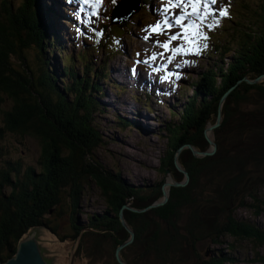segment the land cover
<instances>
[{"label":"trees","instance_id":"obj_1","mask_svg":"<svg viewBox=\"0 0 264 264\" xmlns=\"http://www.w3.org/2000/svg\"><path fill=\"white\" fill-rule=\"evenodd\" d=\"M120 2L113 4L109 0L108 12L95 26L80 23L78 31L89 29L92 37L77 52L66 51L58 33V15L63 23H75L84 19L85 13L80 17L71 7L60 2L53 7L46 0H20L15 7L7 0L0 3V91L13 101L9 109L2 111V122L8 131L35 135L41 146L39 168L17 158L5 159L0 166V260L13 255L19 241L36 228L59 234L58 225L48 218L54 215L67 218L68 236L75 240L76 250L84 248L92 264H120L115 249L129 238L119 218L120 210L135 233L133 241L120 251L126 264H140L138 258L152 264H190L184 263L187 260L183 256L191 259L192 255V264H224L230 256L216 251L208 260L198 254L197 244L204 239L220 242L225 236L232 238L230 247L247 241L257 253L264 244V228L233 213L244 208L257 215L264 207V76L252 83L245 80L264 74V0H218V7H227L229 15L226 22L224 17L208 31L207 49L200 55L177 56L169 66L173 70L181 60L193 62L185 65L187 72H181L185 66L174 69L180 74L174 80L175 87H183L185 98L179 111L175 103L168 105L170 118L177 115L178 119L164 120L165 135L161 136H166L167 141L158 169L177 182L183 181L184 170L189 180L183 186L170 187L166 204L138 212L123 206L142 209L158 201L164 177L142 186L121 179L120 170L114 167L115 147L108 146L112 142L107 143V139L116 141L115 132L102 122L111 106L99 96L96 98V94L105 96L103 83L116 94L125 89L126 80L108 81L110 57L131 50L136 62L147 59L154 50L163 51L154 46L140 49L132 38L140 28L161 19L163 5L162 0H137L136 10L119 19L113 16V10ZM93 28L103 30V36L98 37ZM154 39L155 34L149 41ZM159 39L166 37L161 35ZM26 48L33 51L29 62L23 52ZM98 48L104 50L99 61L93 53ZM53 52L57 53L55 62L61 61L60 72L50 62ZM136 52L143 54L137 56ZM76 62L81 64V73ZM138 68L137 75H130L135 83L129 86L130 97L136 103L141 94L134 92L140 90L135 84L139 79L146 80L141 70L160 77L165 74L153 73L150 66L142 63ZM150 80L161 86L162 95L167 93L162 84L172 82ZM181 80L189 81L188 86H182ZM150 87L147 84L141 88L145 96L141 107L149 113L153 110L149 101L154 100L150 97L155 93ZM191 87L188 94L185 90ZM219 108L220 122L211 129L215 151L194 154L192 148L199 152L209 149L205 128L216 122ZM131 110L135 116L130 119L121 110L111 114L117 131L128 125L137 129L134 122L140 110ZM96 112L101 115L97 121ZM2 132L0 126V136ZM104 145L112 163L94 155ZM90 182L104 196L107 208L89 213L87 221L81 222L77 219V203L84 185ZM209 182L213 196L206 199L195 193ZM63 188H67L66 193ZM146 189L149 192L143 195ZM64 197L70 199L66 208L62 206ZM174 206L177 207L171 209ZM190 207L196 210V225L188 233L181 228L179 215L184 210L188 213ZM60 236V240L67 238ZM256 259L264 262L262 257Z\"/></svg>","mask_w":264,"mask_h":264},{"label":"rangeland","instance_id":"obj_2","mask_svg":"<svg viewBox=\"0 0 264 264\" xmlns=\"http://www.w3.org/2000/svg\"><path fill=\"white\" fill-rule=\"evenodd\" d=\"M4 0H0V3ZM6 1V0H5ZM10 2L14 7L18 4L20 0H7ZM48 4H50L51 0H46ZM108 1L109 0H102V5L99 8V18L93 17V20L95 23L91 24L92 26H95L96 23L99 22L100 18L104 16L108 12ZM136 4H137V0ZM60 3L67 5L74 9L77 6V4L84 7L89 12L91 11V7L89 5H83L82 0H59ZM75 2V3H74ZM135 5V4H134ZM133 5V6H134ZM126 10V8H124ZM131 13H123L120 15L119 11L117 12L115 18L119 19H125L129 14ZM61 15H58V20L61 24H58V33L63 38V45L66 48V51H74L77 52L78 49L86 43H89L90 38L92 37L89 29H85L83 32H78V27L80 26L79 23L76 21V24L71 21V23H63L60 18ZM228 17V16H227ZM227 17L225 22L227 21ZM144 29L139 30V32H134L132 37L137 41L139 44V48H148L153 47L154 44L152 42L145 41L143 37L145 36ZM217 34V32L214 34V36ZM83 35L88 37V40L84 39ZM112 35H114L112 33ZM128 39L123 38L124 42H127ZM91 43V42H90ZM97 43V41H96ZM99 46V45H98ZM90 47V46H89ZM27 61L29 62L31 57L33 56V51L31 48H26L23 50ZM95 53L96 58H98V61L103 57L104 50L99 49L96 51H93ZM142 55L143 52H136L135 54ZM54 54L57 56V53H50V62L53 63L56 67V72H60V65L61 61L60 59L57 61L58 64L53 59ZM132 53L131 50L125 51V55H120L119 53L115 54L113 57H110V67L112 66V70L110 72V79H123L126 80L127 83L125 84V89L123 92H120L116 94L115 91L110 90L106 88L107 84L103 83V86L105 88V96L102 98L99 94H96V98L104 102L105 104H108L111 106V111L107 112V114L102 117V122L104 127L110 128L111 131L115 132L116 141L112 139H107V143H111L108 146L115 147L114 151H116V159L114 160V167L118 168L120 170V177L122 180L130 181L133 184L137 185H146L155 182H159L161 177H164V180H169L168 178L172 179L170 174L163 175L158 167L160 164V157L162 156L164 150L166 149V136L165 131L162 130L163 126L165 124L164 120H177V115H174L170 118V113H168V105L175 103L176 109L179 111V109L183 105L184 101V93L183 87L179 86L178 88L175 87L174 80H177L174 77L171 78L172 82H168L166 84H162V86L167 88V93L165 95H162L160 92V85L155 84L154 81L151 83L150 79H158L160 78L157 74H152L149 72L146 73L144 70H141V74L146 77V80L139 79V81L136 82V86L140 89L139 91L134 92L136 94H141L140 102H133L132 98L130 97V91L129 86L135 83L134 78H132L130 75H137L138 74V64L134 61V54L131 57ZM139 56V55H137ZM203 58L201 59L202 62ZM97 61V62H98ZM93 62V61H92ZM96 62V64H97ZM77 63V69L78 73H81V64ZM136 69V74H133L132 69ZM188 67L185 66L181 72H187ZM189 74L192 73V70L188 71ZM113 74L115 76H113ZM141 77V75H138ZM158 77V78H157ZM138 79V78H137ZM95 80V79H94ZM170 80V81H171ZM149 81V82H148ZM147 84H149L150 90H155V93L151 95L150 99H154L153 102L149 101L151 104V113L147 109H144L141 104L143 102V99H145V96L142 93L141 88H146ZM180 84H183L182 86H188L189 81L184 82L183 80L180 81ZM140 86V87H139ZM188 94L192 92V87L188 90H185ZM131 98V99H130ZM157 98H160L156 100ZM104 99V100H103ZM176 101V102H175ZM12 100L6 96L2 91H0V126L3 127L2 135L0 136V166L2 162L5 159H20L24 164H32L36 165L39 168V156L41 154V146L39 143V140L36 138L35 135L30 133H20V132H12L5 129L4 124L2 122L3 120V114L2 111L5 109H9L12 105ZM152 102V103H151ZM140 110L136 116L135 122L137 124V129L133 127H130L129 125L125 128H118V131L116 130V127L114 126V121L111 119V114H114V111L121 110L124 114H126V118H132V116H135V113L131 110L132 108H137ZM100 113H95V119L96 121L100 117ZM155 117V119H154ZM208 135L210 138H213V133L210 130L208 132ZM210 148V147H209ZM99 153H94V155L99 156L101 159L105 158L108 159L107 163L110 162L111 157L108 153L105 151V145L103 147H100L97 149ZM117 151L121 153L118 154ZM118 158V160H117ZM112 163V162H110ZM203 186V185H202ZM170 185H167L166 188L168 190V198L170 195L169 189ZM211 189V190H210ZM65 193L67 191V188L62 189ZM195 191V190H194ZM149 190L146 189V191L142 192L147 194ZM195 193H198L202 195L204 198H208L209 195L213 196L212 187L206 184L201 189H198L195 191ZM263 193H260V195ZM162 196L158 199V201L162 200ZM70 199L68 197H64L62 199L63 207L66 208L68 205V202ZM168 202V199L165 203ZM184 203V201L182 202ZM181 203V204H182ZM162 204V205H163ZM189 203H187V206L189 207ZM177 206L172 207L171 209H175ZM107 208V204L105 202L104 196L100 193V190L98 187L93 183L90 182L89 184L84 185V188L80 194V197L78 199L77 203V210L78 212V220L83 222L87 221L88 214L93 212H102L105 211ZM182 212V214L179 215V218L182 217V227L185 232L191 233L193 227H195V218L194 214L196 213V210L194 207H190L188 209V213ZM198 213V212H197ZM234 216L238 217L239 219H246L251 224H254L257 228H264V207L261 208L259 213L256 215L253 213V210H248L244 208H237L234 211ZM164 218L166 219L165 215L163 214ZM50 221L56 225H58V233L54 234L50 233L47 230L36 228L35 231V237L38 241V244L41 248V251L43 253V256L50 261L51 264H70L71 258L73 264H92V260L89 256V254L84 250V248H80L79 250H76V243L75 240L71 239L69 235V229H68V221L65 216H54L50 215L48 217ZM167 220V219H166ZM64 234L67 236V238L60 240V235ZM59 236V237H58ZM232 240L230 236L222 237V240L220 242L212 243L209 241V239H204L202 241H199L197 244V252L200 256H203L210 259L213 252L216 251H222L223 255L230 256V261H224V264H264L263 261H258L256 257H262L264 259V244L257 249V253L255 252L254 247H251L250 244L245 241L243 243H237L235 246L230 247L229 242ZM132 251V250H131ZM180 252V250H179ZM225 253V254H224ZM133 253H131V256ZM130 256V257H131ZM185 260H187L184 263H193V258L195 257L192 255V258L190 259L188 256H183ZM226 257V256H225ZM141 259V261H140ZM145 258H138L137 260L140 261V264H152L150 261L145 260ZM192 260V261H191ZM144 261V262H143ZM177 264V263H173Z\"/></svg>","mask_w":264,"mask_h":264},{"label":"snow or ice","instance_id":"obj_3","mask_svg":"<svg viewBox=\"0 0 264 264\" xmlns=\"http://www.w3.org/2000/svg\"><path fill=\"white\" fill-rule=\"evenodd\" d=\"M82 2L83 5L91 7L90 12L84 7L80 8V12L85 13L81 23L88 26L95 23L93 17L99 18L102 0H82ZM112 3L116 4L117 0H112ZM160 13L161 19L144 29L146 34L143 39L148 41L155 34L156 39L152 41L154 47L163 51L154 50L147 59L137 60L136 63L150 66L153 73L163 71L165 74L160 77L163 82L173 76L179 79L180 74L174 69H181L193 63L184 59L175 63L173 70H169V65L173 64L177 56L200 55L204 49H207L208 31L216 28L221 19L229 15V10L227 7H218V0H164ZM92 30L98 37L104 34L103 30L98 31L95 28ZM161 35L166 39L161 41L159 39ZM132 71L136 74L135 68Z\"/></svg>","mask_w":264,"mask_h":264},{"label":"water","instance_id":"obj_4","mask_svg":"<svg viewBox=\"0 0 264 264\" xmlns=\"http://www.w3.org/2000/svg\"><path fill=\"white\" fill-rule=\"evenodd\" d=\"M264 76V74H261L259 76H257L255 79L250 80V79H245L248 83H252V82H256L257 80L261 79ZM230 91V89L222 96L221 101H220V106L221 107V103L224 101L225 96L227 95V93ZM221 116H220V108H219V112L217 115V120L214 124L209 125L208 127L205 128V134H206V138L210 143V148L204 152H199L195 149H193L191 147V145L188 144V146L190 148H192L194 154L196 155H205V154H212L215 151L216 148V144L215 141L213 139H211L208 135V131L211 130L213 127L217 126L220 122ZM183 147V146H182ZM181 149V148H180ZM179 149V151H180ZM178 166V165H177ZM178 168L180 170H182L179 166ZM184 173V179L183 181L177 182L174 181L172 179L169 178V180L163 182L162 187H161V191H162V200L161 201H156L153 202L151 204H149L148 206H146L145 208L142 209H136L133 207H130L128 205H124L123 208H129L133 211H143L147 208L150 207H156L159 205H162L163 203H165L168 199V190L166 189L167 185H185L188 180H189V176L188 173L184 170H182ZM168 172V171H167ZM119 218L121 223L123 224V226L127 229V231L129 232V238L126 239L124 242L120 243L116 249H115V256L117 258V260L119 261L120 264H126V262L120 257V251L121 249L130 244L133 239H134V230L131 229L127 223L124 220L123 214H122V210H120L119 213ZM0 264H49L47 262V260L43 257L40 246L38 244V241L35 237V231H31L25 238L21 239L18 243L17 249L15 251V253L13 255H11L10 257H8L6 260L2 261L0 260Z\"/></svg>","mask_w":264,"mask_h":264},{"label":"bare ground","instance_id":"obj_5","mask_svg":"<svg viewBox=\"0 0 264 264\" xmlns=\"http://www.w3.org/2000/svg\"><path fill=\"white\" fill-rule=\"evenodd\" d=\"M134 4H136V1L135 0H122V2H120V3H118L116 5L117 7L115 6V8L113 10V16H116V14H117L118 11H119L120 15H122L123 13L124 14L125 13H128L130 11L133 12L134 10H136ZM124 8H126V10ZM122 214H123V212H122Z\"/></svg>","mask_w":264,"mask_h":264},{"label":"flooded vegetation","instance_id":"obj_6","mask_svg":"<svg viewBox=\"0 0 264 264\" xmlns=\"http://www.w3.org/2000/svg\"><path fill=\"white\" fill-rule=\"evenodd\" d=\"M41 249V248H40ZM42 252V251H41ZM42 255H43V253H42ZM44 257V256H43ZM45 258V257H44ZM72 258H73V256H72ZM72 258H71V262H70V264H73V262H72ZM46 259V258H45ZM47 260V259H46ZM47 262L49 263V264H51L50 263V261L49 260H47Z\"/></svg>","mask_w":264,"mask_h":264}]
</instances>
